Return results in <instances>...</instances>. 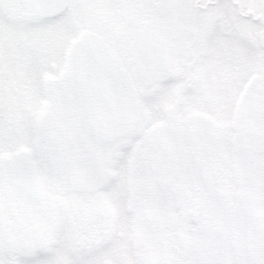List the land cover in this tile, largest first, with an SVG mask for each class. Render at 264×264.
Instances as JSON below:
<instances>
[{
    "label": "snow or ice",
    "instance_id": "1",
    "mask_svg": "<svg viewBox=\"0 0 264 264\" xmlns=\"http://www.w3.org/2000/svg\"><path fill=\"white\" fill-rule=\"evenodd\" d=\"M0 264H264V0H0Z\"/></svg>",
    "mask_w": 264,
    "mask_h": 264
}]
</instances>
